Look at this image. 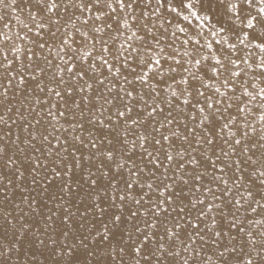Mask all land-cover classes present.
<instances>
[{
    "label": "snow or ice",
    "instance_id": "snow-or-ice-1",
    "mask_svg": "<svg viewBox=\"0 0 264 264\" xmlns=\"http://www.w3.org/2000/svg\"><path fill=\"white\" fill-rule=\"evenodd\" d=\"M0 264H264V0H0Z\"/></svg>",
    "mask_w": 264,
    "mask_h": 264
}]
</instances>
